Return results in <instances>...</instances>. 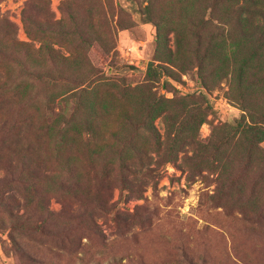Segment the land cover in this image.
<instances>
[{
  "label": "rangeland",
  "instance_id": "rangeland-1",
  "mask_svg": "<svg viewBox=\"0 0 264 264\" xmlns=\"http://www.w3.org/2000/svg\"><path fill=\"white\" fill-rule=\"evenodd\" d=\"M259 11L264 0H0V120L30 122L14 153L0 146L13 159L0 162V264H264V140L235 127L264 126ZM24 156L37 179L17 170ZM19 178L38 190L32 207ZM63 206L95 211L97 228L82 217L68 244L48 240L39 221Z\"/></svg>",
  "mask_w": 264,
  "mask_h": 264
},
{
  "label": "trees",
  "instance_id": "trees-1",
  "mask_svg": "<svg viewBox=\"0 0 264 264\" xmlns=\"http://www.w3.org/2000/svg\"><path fill=\"white\" fill-rule=\"evenodd\" d=\"M262 13V15L264 16V11H259ZM264 26V25H263ZM147 76L150 78H155L159 72L157 71V68H153V67H148L147 68V72H146ZM30 124V122L28 120H26L25 118L23 119H19V118H1L0 120V146L2 148V150H5L8 156H10L12 153H14L13 151L16 150V146L22 144L24 141H26V137L22 134L21 129L27 127ZM237 128V130L240 132L241 130L243 132L246 133H250L253 136V141L255 144L258 143L260 140H264V126L261 125H256L254 124L252 127H249V129H243L241 128V125H236L235 126ZM31 145L30 147H28V149L24 150V151H30ZM30 156H24L23 159L25 160L24 163L21 164V167L17 170L20 171V174L22 172H27L28 176H30L31 178L37 179V176L39 174V170H41L40 164H31L30 162ZM3 165H5V170L8 171L13 163V159L8 158V159H4V158H0V162H3ZM34 162V161H32ZM75 167H72L71 171L68 172L67 174L71 177L76 178V186L78 187L79 184V180L77 179L76 176H79L77 174L76 168L74 171ZM120 168H122L125 172H128V167H126L125 165L121 164ZM2 169V168H1ZM111 172L112 169L110 168V171L108 172L107 175V181H106V189L105 192L107 191V193L110 194V190H111ZM2 181V180H0ZM120 181L122 182L123 186L126 188V184H127V179H120ZM9 182H16V184H18L19 186H21L23 188V191L27 194L25 196H23V199L25 200V202L27 204H33L35 203V201H31L28 198V195L31 193H36L38 192L37 188L35 185L33 184H29L28 185V180L27 179H15L11 180ZM8 183V182H7ZM79 188V187H78ZM39 202V200H37ZM110 201V197L109 199L107 198V200L105 199H99L98 198V209L99 211L103 212L104 210L110 209L113 207L112 204L109 203ZM39 206V204H38ZM7 206L3 203L2 205L0 204V214H1V210H4ZM32 207V205H31ZM2 208V209H1ZM25 209H28L25 207ZM33 209V208H31ZM94 213L95 211H92L90 213H88L87 215H77V216H73V215H69V213L66 212V208L65 206H63V210L62 212H60V214H53L50 211H45L43 213V219L39 221V224L37 226L38 231L39 232H43L44 230L48 231L47 234V239L50 240L51 238H55L60 240L62 243H66L68 244L69 241L72 240L73 237V231L77 230L78 227L80 226V222L76 223L77 220L79 218L82 217H86L87 218V225H84L82 228H85L87 231H92V229L97 228V225L95 224L93 218H94ZM9 215H12L11 212H9ZM119 213H116L115 216V222H117V219L119 217ZM118 216V217H117ZM25 217V214H23V216H18V218H23ZM122 221H125V219H123ZM61 229L62 231L66 232L65 235H61V233H59L58 229ZM12 242L14 241L13 237H10ZM52 241V240H50ZM28 256V255H27ZM192 264V263H189Z\"/></svg>",
  "mask_w": 264,
  "mask_h": 264
}]
</instances>
